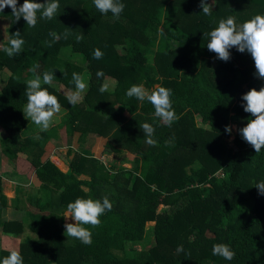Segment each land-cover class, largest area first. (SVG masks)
Here are the masks:
<instances>
[{"label":"trees","instance_id":"1","mask_svg":"<svg viewBox=\"0 0 264 264\" xmlns=\"http://www.w3.org/2000/svg\"><path fill=\"white\" fill-rule=\"evenodd\" d=\"M58 2L56 17L38 19L35 27L22 17L15 22L10 7L0 12L9 22L7 35L19 31L25 42L13 57L3 51L7 41L0 48V77L8 75L0 91V148L10 159L26 151L40 184L26 194L25 204L18 192L8 201L0 177V259L17 250L23 264H264V195L255 187L264 181V148L256 153L233 131L254 119L244 111L242 96L264 87V79L255 74L246 51L230 49L225 62L206 46L221 19L231 16L239 26L264 15V0H207L211 15L202 12L200 0H120L125 7L119 19L101 14L93 0ZM50 32L58 39L53 41ZM152 40L157 41L155 73L142 49ZM95 49L103 53L99 60L93 58ZM36 64L41 77L53 71L52 83L42 87L61 105L59 124L45 132L23 114L26 81L34 78L30 69ZM98 71L104 75L98 77ZM74 72L87 84L75 106L59 92L75 90ZM106 81L108 91L101 93ZM132 85L171 90L177 117L171 127L154 116L149 102L126 95ZM145 122L155 128V146L145 142ZM77 135L66 172L44 160L50 142ZM90 136L108 140L111 153L131 169L115 161L99 177V161L86 157ZM104 197L111 210L98 227L85 225L91 245L67 239V205L77 198ZM8 208L23 211V220L4 221ZM22 234L15 248L1 242ZM217 243L227 244L235 257L212 255ZM179 245L182 253L176 252Z\"/></svg>","mask_w":264,"mask_h":264},{"label":"clouds","instance_id":"2","mask_svg":"<svg viewBox=\"0 0 264 264\" xmlns=\"http://www.w3.org/2000/svg\"><path fill=\"white\" fill-rule=\"evenodd\" d=\"M95 8L101 14L112 13L115 19H119L124 11L125 5L120 0H93ZM11 8L12 16L15 22H18L21 17L26 22L28 27H35L38 19L52 20L56 17L60 7L58 0H46L44 3L35 2V0H23V4L18 6V0H0V12H3L5 7ZM200 7L205 15H211V5L207 0H200ZM38 13L40 14L38 17ZM53 41L58 39L55 32H50ZM19 31L11 35L5 34L7 46L3 47V51L13 57L22 51L24 40L20 38ZM209 40L207 49L216 54V57L222 61L230 59V49L236 48L240 53L245 51L251 55L255 65V74L257 77L264 79V15L257 14L251 19L237 26L235 19L229 16L227 19H221L218 26L208 33ZM67 33L65 34V38ZM82 36H77V41L82 40ZM51 46V45H49ZM103 53L100 49H95L93 52L94 59H101ZM39 64L34 65L30 71L34 74V78L26 81L25 95L27 97L26 105L23 108L25 119L31 120L40 130L47 131L56 114L60 113L61 105L58 98L48 92L42 84H51L54 79L53 71H45L41 75L36 74ZM102 71L97 72V76H103ZM71 83L74 84L75 90H69L67 100L69 104L75 106L83 97L82 93L86 91L87 84L83 77L78 73L72 74ZM108 91V85L104 84L100 88V92ZM126 95L131 98L135 97L139 101H147L154 108V116L158 118L164 125L171 127L177 119L175 110L172 105V92L170 89L157 85L153 90H147L143 85H132L126 92ZM244 101L243 109L246 113H250L254 119H248L246 126L238 129L239 135L247 142L256 153H259L264 148V87L259 90L252 88L242 96ZM142 132L145 136V142L149 145H156L153 139L155 128L145 122L141 125ZM225 131L229 134L231 126H226ZM35 139H39L37 134ZM166 144L171 141H165ZM259 194L264 195V181L258 182L255 186ZM112 204L107 197L102 201L100 199H85L77 198L74 202L67 205L65 219L71 217L75 223H65L66 229L64 235L68 238L79 240L84 245H91L92 232L85 225L98 227L101 223L100 217L110 211ZM184 251L183 246L179 245L176 248L177 253ZM212 255L222 257L225 260L231 261L235 257V252L224 243L213 245ZM0 264H23V257L19 251L13 250L3 259H0Z\"/></svg>","mask_w":264,"mask_h":264},{"label":"rangeland","instance_id":"3","mask_svg":"<svg viewBox=\"0 0 264 264\" xmlns=\"http://www.w3.org/2000/svg\"><path fill=\"white\" fill-rule=\"evenodd\" d=\"M9 27V22L6 20L0 19V48L7 40L5 39V34L7 35V29ZM157 41H150L148 44H145L142 49L144 50L147 58V64L152 69V73H155V64L154 56L156 52ZM72 62L83 65L84 61L81 58L72 57L70 59ZM8 75L3 74V77H0V91L3 87V84L6 82ZM85 82V80H84ZM105 84L109 87V82L106 81ZM59 92L67 97V90L63 88L59 89ZM86 92V91H85ZM82 93V97L84 96ZM82 101V100H81ZM80 101V102H81ZM60 114H56L53 118V123L51 127H55L59 124ZM237 126H233V131L237 132ZM4 138V135L0 131V139ZM78 138L77 135L74 138H68L60 141H52L45 148L44 160H50L55 166H57L62 172L67 171V162H70L74 158V154L69 155L70 150L73 152L77 151L78 148ZM234 137H230L229 143L233 142ZM108 140L98 139L93 136L87 138L85 144V149L87 150V158L97 159L99 161V177H103L105 173L111 169L113 162H117L118 166H123L127 169H131V164L122 165L123 160L120 159L116 154L108 152ZM0 148V177L3 180L4 184V195L10 201L15 197V193L18 192V198L22 200L23 203L27 204L26 194H32L37 191L40 184L36 181L34 176V169L31 166V158L26 151H21L19 154H16L12 159L8 158ZM133 156H129V161L133 160ZM14 174V175H13ZM80 180L88 181L89 179L85 177H80ZM8 181V182H7ZM87 192V189H84ZM10 204V203H9ZM23 211H17L12 208H8L4 211L2 218L4 221H21L24 218ZM66 223H75L71 217L67 218ZM66 231V229H65ZM24 237V234L16 238L15 241H10L5 237L1 238V242L4 247H17L21 239Z\"/></svg>","mask_w":264,"mask_h":264},{"label":"water","instance_id":"4","mask_svg":"<svg viewBox=\"0 0 264 264\" xmlns=\"http://www.w3.org/2000/svg\"><path fill=\"white\" fill-rule=\"evenodd\" d=\"M108 152H111V150H110V149H108Z\"/></svg>","mask_w":264,"mask_h":264},{"label":"crops","instance_id":"5","mask_svg":"<svg viewBox=\"0 0 264 264\" xmlns=\"http://www.w3.org/2000/svg\"><path fill=\"white\" fill-rule=\"evenodd\" d=\"M14 175V174H13ZM8 182V181H7ZM3 186H4V184H3Z\"/></svg>","mask_w":264,"mask_h":264}]
</instances>
